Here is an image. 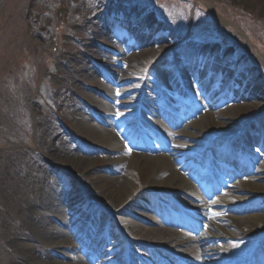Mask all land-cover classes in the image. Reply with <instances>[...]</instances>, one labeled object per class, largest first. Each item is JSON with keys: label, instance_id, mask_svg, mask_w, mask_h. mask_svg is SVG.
<instances>
[{"label": "rangeland", "instance_id": "obj_1", "mask_svg": "<svg viewBox=\"0 0 264 264\" xmlns=\"http://www.w3.org/2000/svg\"><path fill=\"white\" fill-rule=\"evenodd\" d=\"M144 21L155 22L156 40L142 43V35L129 30L128 24L139 26ZM145 50L149 52L141 54ZM182 57L200 68L197 76H191ZM92 72L94 81L86 82V73ZM166 72L176 88L165 83L159 91H148L151 96L143 105L147 113L138 121L136 100L130 106L123 104L126 98L120 89L129 84L120 80L134 78L144 92ZM247 87L256 96H241ZM87 94L101 104L92 103ZM260 106H264V0H4L0 3V264H25L16 256L34 245L14 234L20 231L25 198L43 174L41 165L75 194H84L81 174L71 173L47 154L48 143H55L58 131L66 129L72 130L71 145L93 175L108 182H129L124 193L129 200L126 213L117 215L145 226L165 227L178 233L177 240L195 239L193 246L204 254L198 257L202 264H230L225 255L234 250L235 242L247 240L252 241L251 258L255 249L260 250L257 261L262 258L264 264V244L259 247L264 208H258L264 207V183L257 179L264 175ZM77 107L90 123L114 132L118 124L123 134L120 147L107 150L88 140L89 124L76 125L81 118ZM160 107L166 115L153 126L146 119ZM105 112L108 119L99 124L97 115ZM134 124L141 130H129ZM236 129L243 130L242 136L217 143V153L222 148L231 152L213 170L206 149L202 159L181 156L171 141L177 133L207 141L212 133L224 135ZM141 142L157 149L152 155L167 153L172 158L175 170L192 184L195 199L177 193L176 183L164 184L169 172L157 177L166 188L141 192L152 177L149 168L132 155L141 150ZM208 177L211 181H206ZM233 196L253 197L258 209L246 210L253 200L242 204ZM83 201L88 211L103 210L114 218L115 213L96 200L84 197ZM110 202L106 199L108 209H112ZM230 205L242 209L232 211ZM255 213L260 217L250 216ZM148 216L159 225L150 224ZM86 221L77 227L81 229ZM112 228L119 236L104 244L102 261L92 258L99 240L94 237L86 254H81L86 264L125 263L119 244L123 230L115 223ZM212 235L218 237L211 239ZM134 247L152 264H199L189 253L180 255L147 242L136 241Z\"/></svg>", "mask_w": 264, "mask_h": 264}, {"label": "bare ground", "instance_id": "obj_2", "mask_svg": "<svg viewBox=\"0 0 264 264\" xmlns=\"http://www.w3.org/2000/svg\"><path fill=\"white\" fill-rule=\"evenodd\" d=\"M155 23V22H154ZM152 21H144L142 25H137L135 22L128 24L129 30L131 33H136L137 35L141 34V42L148 43L156 40V37H159L158 33L152 29L153 25H155ZM152 29V31H149ZM205 52L202 47H198V50ZM149 50L141 51L142 53H147ZM168 53V52H167ZM198 54V53H197ZM79 63L82 62V59L77 58ZM183 64L187 65L191 76H197L198 70L200 69L195 65L193 67L192 60L188 57L183 58ZM187 62L186 64L184 62ZM118 59L114 61L117 63ZM209 63V60H207ZM142 65V64H141ZM70 68L73 66L68 65ZM209 66V65H208ZM113 75L116 74L113 70L111 71ZM86 82L94 81V74L86 73ZM93 77V78H92ZM128 83L129 86L123 89H120V93L122 97L126 98L123 101L125 106H130L131 103L136 100L138 101V97L141 93L139 88L135 85L134 78H127L125 80H120V83ZM167 84L170 89H175V83L172 79V76L169 72L163 73L162 76L157 79L155 84L151 86H147V89L144 92V103L146 104L149 100L151 94L148 91H159L158 86ZM83 84H85L83 82ZM101 87H104L102 83H99ZM255 86L254 89L255 90ZM105 89V87H104ZM167 90L168 91H170ZM103 91V89H100ZM137 92V93H136ZM260 92H257V94ZM241 96L252 98L256 96L255 93L249 90V88H244L243 92H240ZM88 94L87 97L88 98ZM92 103L100 105L101 100L95 97L88 98ZM158 102H162V99H159ZM76 112L81 116L80 120L77 122V126L88 123L90 127V133H88L87 139L91 140L94 144L98 146H102L107 150H111V148H119L122 142L120 141V137L122 132L118 128V124H114L117 128L116 132L113 129L103 128L101 125L90 123L88 116H85L82 112V108L77 107ZM135 110V109H134ZM260 111L264 112V106H260ZM155 112V111H154ZM152 113L150 117L146 120L153 124H156L159 121L158 117H165L166 110L162 107L158 109L155 113ZM144 112V116H145ZM104 115H97V122L99 124H105L108 119L107 113H103ZM211 113H207V117H210ZM82 123V124H81ZM219 126L221 124L219 123ZM134 129L135 131H140L141 127L138 124H134L130 127L129 130ZM220 133V132H219ZM59 137L50 145L48 143V151L47 154L52 161L57 162V164L62 165L66 170L70 171L73 174L80 173V183L84 186V194L77 195L71 189L66 187V184L58 181L54 178V174L41 165L43 174L39 177V181H37L34 186L33 193L29 194L25 198V205L22 209V216L20 222L21 227L20 231L15 233V238L21 241H25L27 243L34 244L32 246L26 247L24 251L21 253V256H16L18 260L25 264H86L85 258L81 255L82 253L86 254V251L89 249V242L93 238H99L96 246L93 248L95 253H93L92 258L102 261V257L105 256L103 253L104 244L111 239V237H118L119 234L112 231V224L115 223V226L121 227L125 232H129L134 241L147 242L149 245L154 246L155 248H161L163 250L175 252L177 254L183 255L189 253L188 256H192L194 261L199 264H202L201 260L198 258L199 256H204L203 252L197 249V247L193 246L192 241H196L195 239H184L177 240V234L172 230L167 228H159L157 226H145L139 222L132 221L127 218H123L117 214L126 213V207L129 204L128 197L125 196L126 188L129 186L128 181L121 182L118 180L104 181L101 180V176H95L91 173V168L85 166L83 161L85 158L78 154L76 149L72 147L71 140L74 139V134L71 129H66L62 131H58ZM47 134L43 136L45 138ZM171 136V135H170ZM177 136L179 140H173ZM196 135H183L181 133H177L172 135L171 141L173 146L180 151L181 156L191 155L192 158H200L203 157L204 148H208L209 146V138L207 141L201 140V138H196ZM174 137V138H173ZM185 141H189L190 144L187 145ZM200 141L199 145H193L192 143H197ZM218 143H223L225 140L223 138L216 140ZM141 150L133 153V157L135 161L138 163H143L144 167H148L151 179L150 182L141 186V192H152L160 191L162 188L161 182H157V177L161 174L170 173V176L164 182L165 185L175 184L177 193H184L191 197V199H195L193 194H191V186L192 184L178 171L175 170V166L172 162V158L169 157L167 153L165 154H155L152 155V151H157L156 148L149 146V144L145 142H141ZM183 148H187L184 150ZM223 150L219 151L216 155L217 163L223 162L224 158L227 160L230 158V152L228 148H222ZM148 151V152H146ZM172 155V154H171ZM229 156V157H228ZM117 158L116 160H118ZM119 160H122L121 158ZM259 181L264 183V175H260L257 178ZM206 181H211V178H206ZM87 185V186H86ZM259 185V184H258ZM115 194V195H114ZM114 195V196H113ZM87 197L89 200H96L98 204L103 205V209L107 210V212L115 213L114 218H108L103 210H93L88 211V207L84 208L81 204L84 199ZM236 199V202H248L253 200L250 204H248L245 208L246 210L254 207V209H263L264 207L258 206L256 208L257 200H254L253 197H241V196H233ZM106 199H110V204L112 209H108L106 205ZM181 202L180 206H184L185 203L183 199L179 198ZM183 201V202H182ZM79 205L81 207H79ZM155 206V204H154ZM186 207V206H185ZM232 211H238L242 209V207H229ZM186 210V209H185ZM137 214V212H134ZM45 216H49L50 219L57 223L50 222L45 219ZM252 218H259L260 214H252L250 215ZM52 217V218H51ZM149 217V216H148ZM249 217V216H248ZM247 216L243 217L244 219H251ZM25 218V220L23 219ZM17 219V220H18ZM83 219H87L86 223L83 224L82 228L79 229L77 224L82 223ZM242 219V218H241ZM241 219H237L236 222L241 221ZM18 220V221H19ZM74 220V221H73ZM73 221V222H72ZM104 221V222H103ZM148 222L151 224H157L152 217L148 218ZM59 225V226H58ZM132 232H131V231ZM127 234V233H126ZM226 235V234H225ZM83 236V237H82ZM211 239H215L218 236L212 235ZM229 236V234H227ZM175 237V238H174ZM172 239H176L175 242H171ZM262 240V238L260 239ZM197 242V241H196ZM182 246V248H178L177 246ZM252 248V241L247 240L235 242L234 250L231 251L230 255L227 254L228 260L236 261L234 264H252L250 260V251ZM61 249L69 251L71 254H65L61 251ZM130 250L132 253V263L133 264H152L145 256L139 254L137 250H135L134 244L130 243ZM77 251V253L75 252ZM201 251V252H200ZM256 254H260V250H255ZM80 253V254H78ZM138 260H137V259ZM199 259V260H198ZM73 261L74 263L70 262ZM206 262V261H204ZM204 264V263H203ZM233 264V263H232ZM259 264H263L262 260H259Z\"/></svg>", "mask_w": 264, "mask_h": 264}, {"label": "snow or ice", "instance_id": "obj_3", "mask_svg": "<svg viewBox=\"0 0 264 264\" xmlns=\"http://www.w3.org/2000/svg\"><path fill=\"white\" fill-rule=\"evenodd\" d=\"M117 95H119V92H117ZM119 115H120V113L118 112V113H117V116H119Z\"/></svg>", "mask_w": 264, "mask_h": 264}]
</instances>
